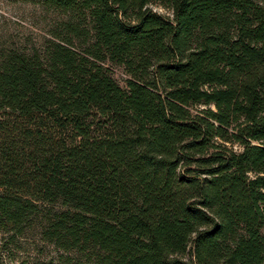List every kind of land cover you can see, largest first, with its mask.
<instances>
[{
  "label": "trees",
  "instance_id": "trees-1",
  "mask_svg": "<svg viewBox=\"0 0 264 264\" xmlns=\"http://www.w3.org/2000/svg\"><path fill=\"white\" fill-rule=\"evenodd\" d=\"M35 2L43 45L0 47L1 248L264 264V0Z\"/></svg>",
  "mask_w": 264,
  "mask_h": 264
},
{
  "label": "rangeland",
  "instance_id": "rangeland-1",
  "mask_svg": "<svg viewBox=\"0 0 264 264\" xmlns=\"http://www.w3.org/2000/svg\"><path fill=\"white\" fill-rule=\"evenodd\" d=\"M152 9L171 16L170 11L159 5H152ZM54 17L35 0H0V47H41L49 37L47 31ZM106 66L115 81L124 87L128 76L123 67L109 62ZM1 245L0 240V264H64L60 260L64 252L36 236L22 237L16 245L8 244L5 249Z\"/></svg>",
  "mask_w": 264,
  "mask_h": 264
}]
</instances>
